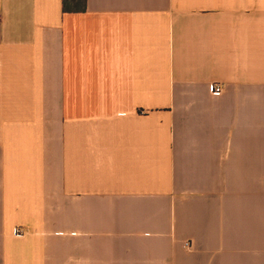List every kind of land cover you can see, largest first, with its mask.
<instances>
[{"label": "crops", "instance_id": "crops-1", "mask_svg": "<svg viewBox=\"0 0 264 264\" xmlns=\"http://www.w3.org/2000/svg\"><path fill=\"white\" fill-rule=\"evenodd\" d=\"M0 264H264V0H0Z\"/></svg>", "mask_w": 264, "mask_h": 264}, {"label": "trees", "instance_id": "trees-1", "mask_svg": "<svg viewBox=\"0 0 264 264\" xmlns=\"http://www.w3.org/2000/svg\"><path fill=\"white\" fill-rule=\"evenodd\" d=\"M87 0H64L65 12H81L85 11Z\"/></svg>", "mask_w": 264, "mask_h": 264}, {"label": "built area", "instance_id": "built-area-1", "mask_svg": "<svg viewBox=\"0 0 264 264\" xmlns=\"http://www.w3.org/2000/svg\"><path fill=\"white\" fill-rule=\"evenodd\" d=\"M210 90L213 96H221L224 92V87L219 83H214L210 85ZM25 231L19 227L14 229V234L16 236H23ZM188 247H191V244L188 242L186 244Z\"/></svg>", "mask_w": 264, "mask_h": 264}]
</instances>
